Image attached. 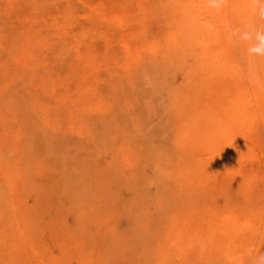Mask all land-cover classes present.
I'll list each match as a JSON object with an SVG mask.
<instances>
[{"label": "rangeland", "instance_id": "1", "mask_svg": "<svg viewBox=\"0 0 264 264\" xmlns=\"http://www.w3.org/2000/svg\"><path fill=\"white\" fill-rule=\"evenodd\" d=\"M257 34L264 0H0V264H264Z\"/></svg>", "mask_w": 264, "mask_h": 264}, {"label": "bare ground", "instance_id": "2", "mask_svg": "<svg viewBox=\"0 0 264 264\" xmlns=\"http://www.w3.org/2000/svg\"><path fill=\"white\" fill-rule=\"evenodd\" d=\"M192 3H190V6ZM200 6H197L194 10V16L197 17L198 14H196V10L199 9ZM192 9V8H191ZM203 20V19H201ZM199 19L194 18L190 21L189 23L183 22V31H184V36L186 38H190L192 34L196 33H203L206 34V37H209L208 42L205 44V48L208 51L209 54H214V49H218V44L220 43V40L218 39V35L220 34L221 31V23L220 19L216 18L214 21H209V20H204L199 22ZM180 36L176 33L175 34V39L179 38ZM182 38V36L180 37ZM216 39V41H215ZM171 41L174 42V40ZM219 41V42H218ZM190 119L187 121V127L190 126ZM194 135V134H193ZM240 160V157L238 156L237 150L234 149V152H231L230 156L229 155H218L215 157L214 162L211 164V169L213 173H222L225 170H230L234 173L238 172V162Z\"/></svg>", "mask_w": 264, "mask_h": 264}, {"label": "clouds", "instance_id": "3", "mask_svg": "<svg viewBox=\"0 0 264 264\" xmlns=\"http://www.w3.org/2000/svg\"><path fill=\"white\" fill-rule=\"evenodd\" d=\"M213 4L217 3V0H212ZM257 40L259 44L251 49L255 54H264V34H257Z\"/></svg>", "mask_w": 264, "mask_h": 264}]
</instances>
